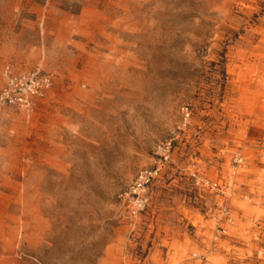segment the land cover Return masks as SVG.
<instances>
[{"label": "rangeland", "instance_id": "1", "mask_svg": "<svg viewBox=\"0 0 264 264\" xmlns=\"http://www.w3.org/2000/svg\"><path fill=\"white\" fill-rule=\"evenodd\" d=\"M8 65L0 264H264V0H0Z\"/></svg>", "mask_w": 264, "mask_h": 264}, {"label": "built area", "instance_id": "2", "mask_svg": "<svg viewBox=\"0 0 264 264\" xmlns=\"http://www.w3.org/2000/svg\"><path fill=\"white\" fill-rule=\"evenodd\" d=\"M6 83L0 90V103L14 107L19 110L31 111L38 98L44 97L52 85V77L39 69L18 74L11 70L10 65L5 69ZM185 119L189 118L188 108H183ZM171 141L161 142L157 146L159 157L157 166L141 169L130 187L126 196L132 206V212L136 213L147 203L145 191L148 186L157 178L161 170V163L170 157Z\"/></svg>", "mask_w": 264, "mask_h": 264}]
</instances>
